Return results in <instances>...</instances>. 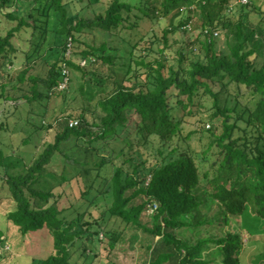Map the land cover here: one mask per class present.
Masks as SVG:
<instances>
[{"label":"trees","instance_id":"1","mask_svg":"<svg viewBox=\"0 0 264 264\" xmlns=\"http://www.w3.org/2000/svg\"><path fill=\"white\" fill-rule=\"evenodd\" d=\"M81 1L50 0V7L60 16L57 32L67 42L44 77L30 73V64H25L17 77L31 90L22 95L24 103L30 105L41 97L48 98L50 90L60 85L63 66L69 72H78L82 80L74 90L83 103L94 104L91 121L83 115L76 127L69 128L71 115L57 119L53 143L23 174L7 173L13 164L0 149V185H7V198L14 204L4 211V220L16 225L23 235L45 229L52 237V253L30 264L86 263L96 242H102L96 226L103 229L108 253L120 243L124 229L146 233L152 238L146 244L149 264H241L245 230H233L232 220L247 216L264 223V0L262 5L249 0L247 5L232 9L228 0H110L103 13L85 18L76 12V22L69 24L68 5ZM6 2L0 0L2 6ZM194 7L201 13L203 40L196 38L189 66L174 69L162 61L147 62L149 50L144 49L146 56L136 58L133 64L149 70L153 87L124 86L115 75L116 53L121 47L110 42L116 38L128 43L133 56L138 44H131L130 35L143 21H159ZM236 14V22L229 19ZM7 17L18 20L0 37V55L9 56L15 51L13 35L29 24L11 13ZM188 22H181L177 29L187 32L183 27ZM206 28L207 33L203 31ZM219 28L225 31V47L221 49L218 37L212 34ZM86 31L106 35L109 40L87 42L81 38ZM174 31L173 26L165 30V44L167 34ZM69 39L73 47L79 43L84 48L66 57ZM184 57L183 52L181 63ZM131 71L136 77L140 74V69L128 64L127 72ZM68 88L59 92L64 99ZM204 96L212 99L208 116L212 124L206 130L210 141L198 158L189 143L196 130L183 132L191 124L204 123L192 121ZM18 101L13 100L15 109L21 105ZM6 124V120H0V130ZM46 127L51 129L53 125ZM152 138L157 143H151ZM70 139L110 149L111 155L102 163L115 160L119 164L105 191L112 194L111 205L92 222L82 221L77 231L76 222L67 219L65 210L58 207L52 192L54 184L47 179V165L56 154L63 153L62 146ZM147 143H151L158 159L148 176L140 179L137 169L143 163L139 162V151ZM128 163L134 164L136 177L124 175L122 168ZM135 199L140 201L134 204ZM144 213L146 222L142 221ZM246 232L249 242L256 231L248 228ZM249 260V264H264V246Z\"/></svg>","mask_w":264,"mask_h":264},{"label":"rangeland","instance_id":"2","mask_svg":"<svg viewBox=\"0 0 264 264\" xmlns=\"http://www.w3.org/2000/svg\"><path fill=\"white\" fill-rule=\"evenodd\" d=\"M109 2L110 0H82L80 3H70L68 5L69 24L76 22L77 17L74 16L76 12L85 18H92L103 13ZM256 4L262 5L263 2L256 0ZM8 13L26 19L29 24L28 27H21L13 35L11 43L15 51L9 56L0 55V94L2 96L0 98V120L7 121V124L3 125L4 129L0 130V149L7 153L8 161L10 160L13 164L7 169V173L16 175L25 173L27 167L33 163L44 148L49 143H53L57 132V119L69 115L71 118L78 119L84 115L87 120L91 121L94 104L83 103L78 92L74 90L78 88L82 79L78 72L73 71L69 72L70 86L68 85V90L64 92L65 99L63 93L59 94L63 87L60 86L56 89L53 87L48 98L41 97L40 100H35L30 105L24 103L22 95L29 94L31 90L27 84L22 85L18 81V71L25 64H30L32 68L30 73L44 77L61 53L62 45L67 41L64 35L57 32L61 27L60 16L50 7V0H8L3 6L0 3V37L5 36L18 23L17 19L10 20L7 17ZM252 18L254 22H257L256 17ZM187 19L192 23V31L186 30L187 32H185L182 29H177L181 22ZM229 19L236 22L239 16L238 14L231 15ZM200 24L201 13L195 7L182 10L177 15L171 13L167 17H161L159 21L151 23L143 21L140 29L132 31L130 35L131 44H138L133 56L129 53L131 46L128 43H120L116 38L113 39L110 43L115 47H121V51L116 53L115 75L128 88L139 84L151 89L153 80L149 70L141 66H134L133 61L136 58L147 55V62L162 61L167 68L188 67L189 61L194 57L191 51L197 45L196 38L200 36V39L203 40L200 34ZM170 26L176 28V31L167 34V44H165L163 34ZM217 31L219 35H217L216 42L218 49H221L225 47V31L222 28ZM81 38L87 42L93 41L94 44H98L101 39L109 40L108 36H101L94 31H86L81 35ZM77 45V47H75L76 45L73 47L71 44V53L79 52L84 48L79 43ZM144 49L149 50L146 55H144ZM183 52L185 57L181 63L180 54ZM85 63L86 61H83L81 64ZM118 63L125 65L122 67ZM128 64H131L133 68L140 69L138 71L140 74L137 77L132 71L127 72ZM38 89L42 91V85L39 84ZM223 97L222 94L221 98ZM16 98L21 104L18 109L13 107V100ZM201 102L202 106L198 108V116L192 121L194 123L197 120H203L204 123L191 124L183 132L185 135L190 130H196V133L190 137L189 143L192 150L199 154L198 158L202 157L201 154L206 150L210 141L206 130L208 125L212 124L208 120V116L212 112V99L204 96ZM49 123L53 125L51 129L46 127ZM152 142L157 143V139L152 138ZM151 143H147L145 147L141 146L139 151V162L143 163V166L137 169L140 179H145L148 176L150 169L155 165V160L158 159L151 150ZM62 149L63 153L56 154L47 165V171L50 173L47 179L54 184L52 192L58 201V207L65 210L67 219H73L76 222L75 230L77 231L82 228V221L92 222L111 205L112 194L105 191L119 164L115 160L102 163L103 158H108L111 155V150L98 143L90 145L84 141L70 139L62 146ZM73 160L86 164V167H81ZM122 169L125 176L134 174L136 177L133 171L134 164L128 163ZM8 195L7 185L1 183L0 264H30L33 260L45 258L53 251L51 235L45 229L23 235L16 225L4 220V211L14 208V204L7 198ZM139 201V199H135L133 203ZM147 220L144 213L142 221L146 222ZM263 224V222L260 223L247 216L232 220L233 230L238 228L245 230L242 234L245 247L241 254V264H249L251 256L261 251L264 246ZM96 227L95 231L98 229V237L102 242H96L93 246L94 250L90 253L91 258L84 264H149L150 252L146 251V244L152 242V238L146 233L139 229H124L122 240L108 253L103 229L101 226ZM248 228L256 232L249 242H246ZM156 240L157 238H154L153 241ZM94 253L97 254L96 257L93 255Z\"/></svg>","mask_w":264,"mask_h":264},{"label":"built area","instance_id":"3","mask_svg":"<svg viewBox=\"0 0 264 264\" xmlns=\"http://www.w3.org/2000/svg\"><path fill=\"white\" fill-rule=\"evenodd\" d=\"M249 3V0H228V6L230 9H232L233 7H235L236 5H247ZM191 22H188L184 27L183 29L187 30V31H192V27H191ZM209 29V28H208ZM208 29L206 28L205 30H203L205 33L208 32ZM213 36H217L218 35V32L217 31H213ZM70 48H71V41L69 39L68 43H67V49H66V53H65V56L68 57L71 52H70ZM83 65V64H82ZM62 82L60 83L59 86L55 87L54 89L60 87V86H63L61 88L60 91L62 90H65L68 88V85H69V81H70V78H69V70L66 68V66H63V69H62ZM79 121L75 118H70L68 120V127L69 128H73V127H76L78 125Z\"/></svg>","mask_w":264,"mask_h":264}]
</instances>
